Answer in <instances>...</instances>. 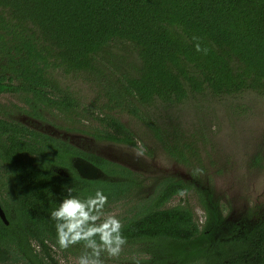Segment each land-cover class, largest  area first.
<instances>
[{"label":"trees","instance_id":"16d2710c","mask_svg":"<svg viewBox=\"0 0 264 264\" xmlns=\"http://www.w3.org/2000/svg\"><path fill=\"white\" fill-rule=\"evenodd\" d=\"M77 82L89 97L72 92ZM6 94L33 119L55 111L76 123L90 115L95 124L62 127L92 143L143 145L121 120L131 116L190 175H204L198 154L206 152L210 128L201 131L205 121L175 125L172 110L192 102L195 113L210 116L215 104L227 111L240 96L264 98V0H0ZM10 113L0 109V209L7 222L0 217V264L77 262L83 242L61 250L50 219L69 189L81 200L101 191L105 215L113 206L125 209L115 218L127 243L118 257L102 253L104 264H264L263 203L225 216L203 190L198 225L189 208L167 207L191 189L182 180L151 178L150 190L140 193L138 173ZM74 158L103 177H80Z\"/></svg>","mask_w":264,"mask_h":264},{"label":"rangeland","instance_id":"374dc122","mask_svg":"<svg viewBox=\"0 0 264 264\" xmlns=\"http://www.w3.org/2000/svg\"><path fill=\"white\" fill-rule=\"evenodd\" d=\"M72 87L75 89L73 93L89 97L87 89L80 86V82L73 84ZM191 103L179 106L172 112L175 125L181 126L185 122V125L189 127L192 122L205 121L206 126L200 128L201 131L204 132L206 127L210 128L206 152L198 154L202 163H205L207 171L204 175L197 176L189 174L191 168L188 166L171 159L160 144L152 138L148 129L131 116L123 115L121 120L129 125L143 145L138 143L134 147L109 143L95 145L94 142L90 143V138L62 127L76 128L95 124L91 123L90 115L79 122L68 123L60 120L59 114L53 111L55 116L46 114L47 119L42 121L33 119L18 110V108L26 109L27 107L13 96L0 95V109L10 108V115L17 121L28 124L27 127L52 137L60 138L63 134H68L71 136L70 139L83 149L99 150L102 157L110 161L131 169L132 166L137 168L135 172L142 176L143 182V186L139 189L140 193L150 190L151 178L155 179V182L167 177L182 180L191 189L173 197L167 207L189 208L198 225H202L205 219V211L199 202L198 192L210 191L225 216L231 211H245L254 203L264 204V98L252 94L240 96L231 100L232 108L227 111L220 104H215L210 116L205 109L195 113ZM148 149L151 155L146 154ZM134 151L142 152L143 155L137 157ZM124 213V208L113 206L105 216L109 214L115 217L123 216ZM143 257L147 258L145 255ZM71 262L76 264L72 260ZM61 263L65 264L63 261Z\"/></svg>","mask_w":264,"mask_h":264},{"label":"clouds","instance_id":"9594fccd","mask_svg":"<svg viewBox=\"0 0 264 264\" xmlns=\"http://www.w3.org/2000/svg\"><path fill=\"white\" fill-rule=\"evenodd\" d=\"M194 47L197 52L207 54V49H202L199 43ZM134 155L139 157L143 153L134 151ZM107 200L101 191L81 200L73 197L69 189L67 198L50 214L61 250L83 242L85 251L76 264H104L102 253L110 258L118 257L127 243L121 222L113 215L104 214Z\"/></svg>","mask_w":264,"mask_h":264},{"label":"water","instance_id":"95a60500","mask_svg":"<svg viewBox=\"0 0 264 264\" xmlns=\"http://www.w3.org/2000/svg\"><path fill=\"white\" fill-rule=\"evenodd\" d=\"M113 162H115V161H113ZM118 164H120V163H118ZM73 167L75 168V170L79 174V176L84 178V179H100L103 177V173L98 168H96L92 164L84 161L81 158L80 159L78 158V160L73 163ZM126 168H128V167H126ZM128 169H130L134 172H135V170H137V168H135L133 166H132V169L131 168H128ZM58 172L63 173L62 170H59ZM0 217L5 223H7L1 209H0Z\"/></svg>","mask_w":264,"mask_h":264},{"label":"flooded vegetation","instance_id":"af4514ba","mask_svg":"<svg viewBox=\"0 0 264 264\" xmlns=\"http://www.w3.org/2000/svg\"><path fill=\"white\" fill-rule=\"evenodd\" d=\"M27 121H28V120H27ZM24 123H25V122H24ZM25 125L28 126V124H26V123H25ZM70 137H71V136H69L68 134H66V135L63 134L62 137H61V139L65 140V141H68V142H70L72 145H74L75 147H77L79 144L74 143L73 140L70 139ZM75 141H78V139H75ZM91 143H92V142H91ZM94 144H95V145H99L100 143H96V142L94 141ZM78 147H79V146H78ZM87 150L90 151L89 148H87ZM91 152L94 153V154L96 153V154L102 156V154H101V152H100L99 150H98V151H97V150H94V151H91ZM77 160H78L77 158H74V159L72 160V164H73L75 161H77Z\"/></svg>","mask_w":264,"mask_h":264}]
</instances>
